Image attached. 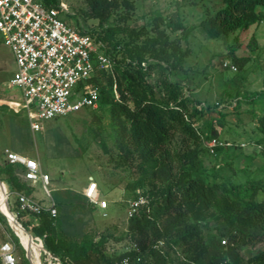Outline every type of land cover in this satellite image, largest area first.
<instances>
[{"label": "trees", "instance_id": "trees-1", "mask_svg": "<svg viewBox=\"0 0 264 264\" xmlns=\"http://www.w3.org/2000/svg\"><path fill=\"white\" fill-rule=\"evenodd\" d=\"M176 1L183 4L185 0ZM43 2L50 8L59 5L58 0ZM85 2L83 16L98 19V25L81 30L100 40L113 62V71L97 70L87 83L98 87V103L109 113L114 161L138 168L141 177L133 188V198L140 189L148 202L128 218L125 233L114 237L132 243L131 249L120 253L107 251L109 235L99 241L87 233L80 239L67 235L59 216H51L48 210L29 214L27 219V213L21 211L19 221L42 239L50 256L61 264H264V247L250 254L242 251L264 242V113L257 117L260 135L253 140L261 153V175L234 182L216 173L217 164L209 172L202 155L207 153L217 160L234 146L217 145L215 152H210L207 142L218 138L220 130H213V121L207 123L206 131L198 126L210 105H199L186 86L169 75L184 68L190 49L181 41L188 40L193 27L161 12L153 16L151 26L130 25L135 0ZM220 2L215 11L206 9L200 21L210 37L234 34L233 39L239 42L242 31L264 21V0ZM173 33L179 35L172 37ZM251 42L255 46L254 37ZM230 46L231 61H227L242 69L249 59L235 53L237 45ZM155 72L159 77L151 83L149 77ZM256 99L264 102V88L238 93L234 106ZM223 118L219 123L225 124ZM16 165L21 163L6 159L0 165V179L10 197L15 191H31L14 175ZM12 236L23 249L19 237L13 232ZM0 264H4L1 258ZM21 264L30 262L23 256Z\"/></svg>", "mask_w": 264, "mask_h": 264}, {"label": "rangeland", "instance_id": "rangeland-1", "mask_svg": "<svg viewBox=\"0 0 264 264\" xmlns=\"http://www.w3.org/2000/svg\"><path fill=\"white\" fill-rule=\"evenodd\" d=\"M193 1L196 0H185L183 4H177L176 0H135L134 16L129 23L136 27L144 24L151 26L153 16L161 12L165 16L181 19L193 27L188 40L181 41L184 48L190 49L184 68L172 71L169 75L171 79L183 83L192 99L200 102L199 105H210L198 123L199 128L206 131L207 123L213 121V130H220L218 138L227 139L229 142L238 141L231 143L234 147L228 148L217 160L207 153L203 154L208 171L211 172L213 165L217 164L214 167L221 178L242 182L247 177L261 175V153L253 144V140L260 135L257 117L264 113V102L256 99L252 102H242L237 108L234 105L238 93H253L264 88V21L242 31L239 42L233 39L234 34L229 37H210L200 25V21L206 9L215 11L222 3L220 0ZM58 2V14L61 18L77 25L78 28L87 31L98 25V19L83 16L82 11L87 8L85 0ZM171 35L176 37L175 35L179 34ZM252 37L255 38V46L251 42ZM231 44L237 45L235 53L238 56L249 59L242 69L238 67L236 71L222 66L223 61H231L228 55L233 47ZM16 72L13 52L4 43L0 33V165L5 163V149L11 148L13 142L23 145L22 141L36 144L43 167L53 172L54 181L60 187H69L77 193L76 196L80 200L76 206L83 212L85 209L82 207H97L87 201L81 190L92 175L98 183L99 198L107 199L109 206L105 209L96 208L95 213L86 218L83 233L74 237L80 239L87 233L94 241H99L104 235H109L106 241L108 252L120 253L131 249L132 243L129 239L115 240L114 237L124 234L127 229L129 202L133 199V188L136 187L141 173L135 166H119L114 161L116 149L109 136L110 117L106 106L98 103L97 107H82L65 115L35 119L42 128L32 131L29 128L27 113L21 106L22 92L11 82ZM158 77L159 74L155 72L149 77V81L152 83ZM158 92L162 94V90L158 89ZM218 101L221 102L217 104ZM222 117L225 124L219 123ZM25 128H28L29 132L23 131ZM252 154L254 158H250ZM21 165L15 166L14 175L29 185ZM244 166L245 169L241 170L240 167ZM33 190L34 187H31L30 193ZM36 190L37 196L43 199L42 202L49 201V195L41 186ZM3 194L4 190L0 185V245L9 241L15 247L17 264H21L23 256L32 264L27 256V248L33 264H61L50 256L40 237L34 236L33 241L25 237L22 231H18L16 219L7 213ZM52 194H55V191H52ZM14 195L15 193L10 197L9 193L11 202L14 201ZM261 197L260 193L259 198ZM25 216L27 219L29 214ZM81 217L79 220H84ZM213 225L212 221L211 226ZM12 232L19 237L23 249L15 244ZM33 245L37 247L34 251ZM263 247L264 242L246 246L242 251L250 254Z\"/></svg>", "mask_w": 264, "mask_h": 264}, {"label": "built area", "instance_id": "built-area-1", "mask_svg": "<svg viewBox=\"0 0 264 264\" xmlns=\"http://www.w3.org/2000/svg\"><path fill=\"white\" fill-rule=\"evenodd\" d=\"M58 7H47L43 0H0V33L10 47L17 66L11 79L22 92V108L30 125L40 130L42 125L35 119H49L82 107H97L99 89L87 80L97 70L113 71V62L105 52V46L77 25L61 18ZM223 68L236 70L237 66L225 60ZM217 137L207 142L211 153L217 145H230ZM244 145V143H242ZM261 147V146H260ZM5 159L21 163L23 175L32 183H40L51 193V175L41 169L37 158L5 149ZM10 202L13 213L39 214L48 210L58 215L54 201L49 205L24 192L15 191ZM87 201L105 209L109 202L98 196V183L91 175L84 191ZM148 202V196L137 189V196L130 200L128 216ZM41 241V240H40ZM0 258L4 264H17L15 247L5 241L0 245ZM122 264H127L124 261Z\"/></svg>", "mask_w": 264, "mask_h": 264}, {"label": "crops", "instance_id": "crops-1", "mask_svg": "<svg viewBox=\"0 0 264 264\" xmlns=\"http://www.w3.org/2000/svg\"><path fill=\"white\" fill-rule=\"evenodd\" d=\"M22 101H21V103H22ZM24 112H26V111L24 110ZM29 128L32 131L34 130V129H32L31 125ZM25 130L29 132L28 128H25L23 131H25ZM23 131H21V132H23ZM22 143H24V145L19 144L18 142H13L11 144V148H9V149H11L13 151H17V152L22 153V154H25L27 156L35 157L40 162L39 151H38L36 144H33L31 142L25 143L24 141H22ZM40 165H41L42 171L48 172L51 175V185H50L51 193L49 195V201L48 202H42L43 199L41 197L37 196V194H38V190H36L37 187L38 186L42 187V185L40 183L34 184L31 181L26 180V181H28L29 186L34 187L33 192H31L29 195L33 196L38 201L42 202L44 205H49L52 201H54L57 205V208H58V216L62 221V228H63L64 232L70 236L81 235L84 231V229H82V228L86 223V218L88 216H92L95 213L96 208H100V207H98L97 205H96L97 207L94 209L82 207L85 209V211L83 212L81 209H79V207L76 206V203L80 200V198L76 196L77 193L74 190L69 189V187H60L57 184V182L54 181L55 175L53 174V172H50L47 169H45L41 162H40ZM87 184L88 183H86L81 189L83 193L86 189ZM52 191H55V194H52ZM98 193H99V191H98ZM3 197H4V201L6 203V199H5L4 194H3ZM14 197H15V195H14ZM6 209H7V205H6ZM7 213L9 215H11L10 212L8 211V209H7ZM80 217L84 220H82V221L79 220ZM18 227H19V225H18ZM18 231L20 232L21 230L18 229ZM22 233L25 235V237L32 240L28 234H26L23 231H22ZM34 246L35 245L32 246L33 251L37 248L36 246L35 247Z\"/></svg>", "mask_w": 264, "mask_h": 264}, {"label": "water", "instance_id": "water-1", "mask_svg": "<svg viewBox=\"0 0 264 264\" xmlns=\"http://www.w3.org/2000/svg\"><path fill=\"white\" fill-rule=\"evenodd\" d=\"M0 185H2V187H3V190H4V195H5V199H6V205H7V209H8V211L10 212V214L12 215V217H14L16 220H17V222H19L20 223V225H22V227L25 229V231L29 234V236H30V238L34 241V236L23 226V224L19 221V219H18V217L13 213V211H12V209H11V206H10V202H9V193H8V191H7V188H6V185H5V183L3 182V181H1L0 180ZM8 218V217H7ZM8 220H9V218H8ZM11 224V223H10ZM41 245H42V243H41ZM43 246V245H42ZM41 246V247H42ZM27 248V247H26ZM27 251H28V258L30 259V261H31V263L33 264V261H32V258L30 257V255H29V250H28V248H27Z\"/></svg>", "mask_w": 264, "mask_h": 264}]
</instances>
